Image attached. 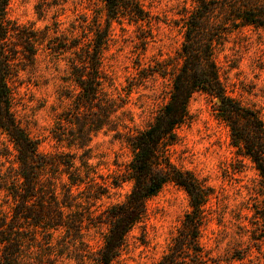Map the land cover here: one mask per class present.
Instances as JSON below:
<instances>
[{
	"label": "trees",
	"instance_id": "16d2710c",
	"mask_svg": "<svg viewBox=\"0 0 264 264\" xmlns=\"http://www.w3.org/2000/svg\"><path fill=\"white\" fill-rule=\"evenodd\" d=\"M10 1L0 0V136L6 138L1 150L6 158L13 156L14 164L5 172L0 165V194L5 193L8 204V209L0 206V264H112L127 235L145 220L149 200L170 183L188 195L190 211L156 264H183L186 259L199 263L204 209L212 190L192 172L178 167L170 152L179 142L178 130L191 122L189 107L196 94L216 101V117L228 128L235 154L248 159L260 177L261 200L254 208L251 239L264 242V121L255 108L228 95L215 59L217 49L233 31L264 27V0H193L192 10L182 16L184 40L178 64H167L160 74L170 75L168 100L141 131L123 122L125 102L107 91L110 82L103 66L112 22L148 20L137 0H103L104 25L97 16L92 22L71 26L69 34L58 27L36 30L17 24L8 17ZM76 29L80 33L75 34ZM40 49L55 58L69 54L64 57L65 82L72 90L61 97L70 105L57 117L52 138L75 149L70 156L79 166L72 160L63 164L62 154L42 153L38 140L14 114L11 80L20 71L35 68ZM102 130L124 138L133 154L108 188L126 182L132 188L124 201L109 206L99 217L85 216L72 188L85 182L82 169L91 168L87 149ZM95 223H104L108 229L99 250L92 252L84 230Z\"/></svg>",
	"mask_w": 264,
	"mask_h": 264
},
{
	"label": "rangeland",
	"instance_id": "374dc122",
	"mask_svg": "<svg viewBox=\"0 0 264 264\" xmlns=\"http://www.w3.org/2000/svg\"><path fill=\"white\" fill-rule=\"evenodd\" d=\"M137 1L147 12L148 20L112 22L103 66L110 82L107 91L119 102H125L123 122L134 131H141L168 100L170 75L160 74L167 64H178L184 40L182 16L185 10H192L194 3ZM97 16L104 25L103 0H11L8 8L9 19L21 26L36 30L58 27L66 34L71 26H79L83 20L92 22ZM74 32L78 34L80 30ZM68 55L55 58L40 49L35 68L20 71L10 83L17 120L38 140L42 153L62 154L63 164L71 162L75 149L54 141L52 130L59 114L70 105L61 97V93L72 90L65 82L68 66L64 57ZM215 59L228 95L255 108L264 121V27L245 26L233 31L217 49ZM215 102L205 94L193 97L189 107L191 122L178 130L179 142L170 150L178 167L192 172L212 190L204 209L202 258L197 264H264V242L251 239L254 208L261 200L260 177L248 159L235 154L228 128L216 117ZM5 142V136H0L3 172L14 164L13 156L6 158V152L1 150ZM87 154L91 168L82 169L86 180L72 189L82 205L80 212L99 217L109 206L124 201L130 192L131 182L110 189L107 184L124 172L133 154L125 139L109 130L92 137ZM72 161L80 165L77 159ZM5 200L2 192L0 206L8 209ZM188 211V195L172 183L164 186L149 200L145 220L130 231L112 264H156ZM107 229L106 224L95 223L84 230V240L92 252L101 247ZM183 264L193 263L186 259Z\"/></svg>",
	"mask_w": 264,
	"mask_h": 264
}]
</instances>
